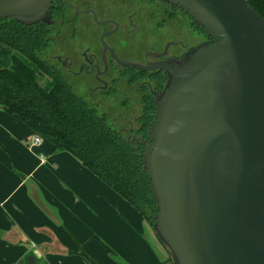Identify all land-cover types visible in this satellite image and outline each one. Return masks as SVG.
Here are the masks:
<instances>
[{
    "label": "water",
    "instance_id": "water-1",
    "mask_svg": "<svg viewBox=\"0 0 264 264\" xmlns=\"http://www.w3.org/2000/svg\"><path fill=\"white\" fill-rule=\"evenodd\" d=\"M162 1L212 42L148 66L115 58L167 77L149 138L130 141L145 148L153 233L172 264H264V18L248 0ZM51 7L0 0V19L50 25Z\"/></svg>",
    "mask_w": 264,
    "mask_h": 264
},
{
    "label": "crops",
    "instance_id": "crops-1",
    "mask_svg": "<svg viewBox=\"0 0 264 264\" xmlns=\"http://www.w3.org/2000/svg\"><path fill=\"white\" fill-rule=\"evenodd\" d=\"M34 135L0 107V264H172L132 205Z\"/></svg>",
    "mask_w": 264,
    "mask_h": 264
},
{
    "label": "flooded vegetation",
    "instance_id": "flooded-vegetation-1",
    "mask_svg": "<svg viewBox=\"0 0 264 264\" xmlns=\"http://www.w3.org/2000/svg\"><path fill=\"white\" fill-rule=\"evenodd\" d=\"M66 1V2H65ZM53 24L49 49L62 69L87 91L88 102L103 113L104 100L123 93L121 113L111 123L126 141L149 138L141 131L144 110L156 106L153 92L165 90L167 77L160 70L142 71L118 64L163 62L180 58L202 43H211L204 29L178 7L162 0H51ZM104 37V44L102 43ZM106 98V99H105ZM95 101V102H94ZM134 101L136 107H134ZM149 103V104H147ZM107 114V113H106ZM108 115V114H107ZM152 122H149L152 123Z\"/></svg>",
    "mask_w": 264,
    "mask_h": 264
},
{
    "label": "trees",
    "instance_id": "trees-1",
    "mask_svg": "<svg viewBox=\"0 0 264 264\" xmlns=\"http://www.w3.org/2000/svg\"><path fill=\"white\" fill-rule=\"evenodd\" d=\"M248 3L264 18V0ZM0 44L14 51L10 66H0V107L31 132L49 140L54 152L74 156L152 227L157 207L143 168L144 146L122 138L108 115L77 94L62 70L50 63L46 58L50 44L47 26L0 19ZM43 77L47 81L41 85L39 78ZM152 113L153 108L147 106V119L140 125L145 134Z\"/></svg>",
    "mask_w": 264,
    "mask_h": 264
},
{
    "label": "rangeland",
    "instance_id": "rangeland-1",
    "mask_svg": "<svg viewBox=\"0 0 264 264\" xmlns=\"http://www.w3.org/2000/svg\"><path fill=\"white\" fill-rule=\"evenodd\" d=\"M4 50L6 51V53L4 51H0V66L1 67H5V68H8L10 66V58H11V55L14 53V51L10 48H4ZM54 56V53H53V49H49L47 54H46V58L50 61V63H52L53 65H55L56 67L60 68L62 70V73L64 74L66 80L72 85L74 91L77 93V94H80V95H83L85 99L88 100V97H89V94L88 92L85 90V91H78L76 89V85L79 83L77 82V80H74L72 79L64 69L61 68L60 64L54 60L52 57ZM47 81V78L46 77H43V78H39V82L41 85H44ZM121 88L119 91V93L115 96H111L110 98H108V100H104V106H103V111H105L107 114H108V117L110 119V122L116 118L120 113H121V100H122V94L123 93H131V91L129 90L130 88L129 87H126L124 86L123 84H120L119 85ZM106 99V98H105ZM95 102V101H94ZM135 101H134V107H136L135 105ZM117 127H121V125H117ZM49 140L45 139V138H42V145H48ZM41 145V144H40ZM32 148V147H31ZM35 152H37V150H35ZM27 264V263H25Z\"/></svg>",
    "mask_w": 264,
    "mask_h": 264
},
{
    "label": "built area",
    "instance_id": "built-area-1",
    "mask_svg": "<svg viewBox=\"0 0 264 264\" xmlns=\"http://www.w3.org/2000/svg\"><path fill=\"white\" fill-rule=\"evenodd\" d=\"M41 142H42V138L38 135L32 136L29 140L30 146H39Z\"/></svg>",
    "mask_w": 264,
    "mask_h": 264
}]
</instances>
